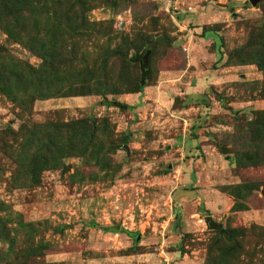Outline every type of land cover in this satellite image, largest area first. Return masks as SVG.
<instances>
[{
	"label": "rangeland",
	"instance_id": "374dc122",
	"mask_svg": "<svg viewBox=\"0 0 264 264\" xmlns=\"http://www.w3.org/2000/svg\"><path fill=\"white\" fill-rule=\"evenodd\" d=\"M261 109L264 1L0 0V264H264Z\"/></svg>",
	"mask_w": 264,
	"mask_h": 264
},
{
	"label": "water",
	"instance_id": "95a60500",
	"mask_svg": "<svg viewBox=\"0 0 264 264\" xmlns=\"http://www.w3.org/2000/svg\"><path fill=\"white\" fill-rule=\"evenodd\" d=\"M250 2V4L252 6H256L259 2H262L264 0H248ZM155 46L154 45H150L146 48L145 52L143 55H139V56H136L134 58V62H139L140 63V67H141V72H142V75H144L147 71V66H148V60H149V55L152 51V49L154 48ZM141 83H143V79L141 81ZM115 106H118L120 108H123V109H126L127 106L126 105H122L120 104L119 102H114ZM66 171V169L64 170V172ZM264 194V192H263ZM211 217H208L206 218V224L207 226L210 228V229H219V225L217 224H212L211 223Z\"/></svg>",
	"mask_w": 264,
	"mask_h": 264
},
{
	"label": "trees",
	"instance_id": "16d2710c",
	"mask_svg": "<svg viewBox=\"0 0 264 264\" xmlns=\"http://www.w3.org/2000/svg\"><path fill=\"white\" fill-rule=\"evenodd\" d=\"M150 45H154L155 47H156V44H154V43H152V44H149L148 46H150ZM147 46V47H148ZM146 47V48H147ZM155 47L153 48V49H155ZM153 49H152V51H153ZM152 51H151V53H152ZM151 53H150V55H151ZM150 55H149V57H150ZM142 88H141V86H140V84L138 85V87H137V89L133 92V93H141V90ZM86 91H83V92H81L79 95H76V96H78V97H80V96H90V95H92V92H89V93H85ZM64 94L65 93H63V94H61V96L60 97H62V95L64 96ZM105 94L106 93H104V92H101V93H95V95H98V96H105ZM67 97H74V96H67ZM30 100V99H29ZM104 231L105 232H113V233H116L117 231H118V229H117V227H115V228H107V229H104Z\"/></svg>",
	"mask_w": 264,
	"mask_h": 264
},
{
	"label": "crops",
	"instance_id": "0c3cea01",
	"mask_svg": "<svg viewBox=\"0 0 264 264\" xmlns=\"http://www.w3.org/2000/svg\"><path fill=\"white\" fill-rule=\"evenodd\" d=\"M261 110H264V109H261Z\"/></svg>",
	"mask_w": 264,
	"mask_h": 264
}]
</instances>
